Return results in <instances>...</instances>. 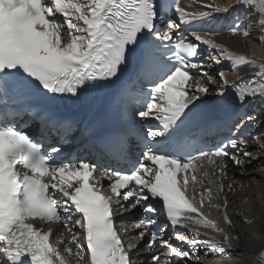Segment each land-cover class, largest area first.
<instances>
[{"label":"bare ground","instance_id":"6f19581e","mask_svg":"<svg viewBox=\"0 0 264 264\" xmlns=\"http://www.w3.org/2000/svg\"><path fill=\"white\" fill-rule=\"evenodd\" d=\"M257 2V11L253 12L257 14L249 31L208 36L216 48L217 58L225 66L223 72L214 73L216 80L212 72L210 77L201 76L196 80V87L204 92L198 97L217 93L223 84L242 76L264 80V0ZM243 6H252V0H182L181 14L186 20L203 16L229 18ZM76 9L82 12V6ZM90 27V24L83 25L86 34L91 31ZM86 34L81 40H85ZM80 45L81 42L69 40L63 51L75 54L80 51ZM259 102L264 113V95ZM261 120V133L239 152L240 164L227 168L218 183L213 180L212 189L201 200L205 217L187 214L185 222L200 250L201 264H264V115ZM127 229L131 234L136 232L132 226ZM133 264L150 263L137 255Z\"/></svg>","mask_w":264,"mask_h":264},{"label":"rangeland","instance_id":"374dc122","mask_svg":"<svg viewBox=\"0 0 264 264\" xmlns=\"http://www.w3.org/2000/svg\"><path fill=\"white\" fill-rule=\"evenodd\" d=\"M217 79V78H216ZM218 81V80H217ZM264 115V113H262ZM264 121V120H263Z\"/></svg>","mask_w":264,"mask_h":264}]
</instances>
